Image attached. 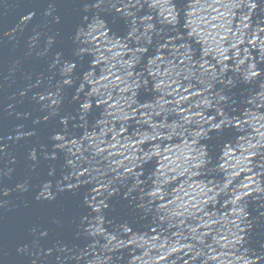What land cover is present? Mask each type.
<instances>
[{
  "label": "water",
  "instance_id": "95a60500",
  "mask_svg": "<svg viewBox=\"0 0 264 264\" xmlns=\"http://www.w3.org/2000/svg\"><path fill=\"white\" fill-rule=\"evenodd\" d=\"M0 264H264V0H0Z\"/></svg>",
  "mask_w": 264,
  "mask_h": 264
}]
</instances>
